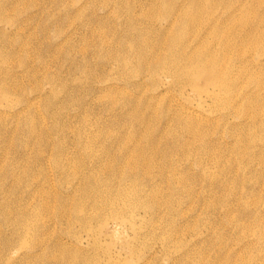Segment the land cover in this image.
<instances>
[{
  "label": "rangeland",
  "instance_id": "1",
  "mask_svg": "<svg viewBox=\"0 0 264 264\" xmlns=\"http://www.w3.org/2000/svg\"><path fill=\"white\" fill-rule=\"evenodd\" d=\"M240 259L264 264V0H0V264Z\"/></svg>",
  "mask_w": 264,
  "mask_h": 264
},
{
  "label": "bare ground",
  "instance_id": "2",
  "mask_svg": "<svg viewBox=\"0 0 264 264\" xmlns=\"http://www.w3.org/2000/svg\"><path fill=\"white\" fill-rule=\"evenodd\" d=\"M241 53H242L241 51H238V52L236 53V56H235V57H236L237 59H240V57H241ZM228 56H229L228 53H226V51H224L223 55L221 56V60H222V61H226V59H227ZM186 114H188L187 117H189V118H191V119H194V118L191 117V114H190L189 112H186ZM241 260H242V259H240L239 264H246V263H245V260H242V261H241ZM235 264H238V263H235Z\"/></svg>",
  "mask_w": 264,
  "mask_h": 264
}]
</instances>
